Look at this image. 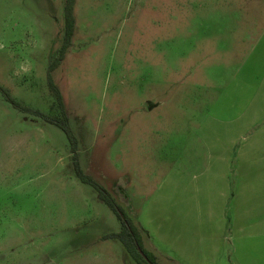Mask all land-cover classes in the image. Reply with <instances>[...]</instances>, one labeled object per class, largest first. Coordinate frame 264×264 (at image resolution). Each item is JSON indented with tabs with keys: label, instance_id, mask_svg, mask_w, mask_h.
<instances>
[{
	"label": "rangeland",
	"instance_id": "obj_1",
	"mask_svg": "<svg viewBox=\"0 0 264 264\" xmlns=\"http://www.w3.org/2000/svg\"><path fill=\"white\" fill-rule=\"evenodd\" d=\"M64 4L0 0V86L29 110L0 91V264H137L119 240L104 239L122 225L77 178L65 134L33 114L59 115L47 77ZM74 17L51 75L79 166L112 195L146 251L173 264L162 243L174 230L193 244L211 236L193 220L208 199L218 205L204 194L203 159L235 147L264 109V99L252 100L264 85V0H75ZM241 263L264 264V248Z\"/></svg>",
	"mask_w": 264,
	"mask_h": 264
},
{
	"label": "crops",
	"instance_id": "obj_2",
	"mask_svg": "<svg viewBox=\"0 0 264 264\" xmlns=\"http://www.w3.org/2000/svg\"><path fill=\"white\" fill-rule=\"evenodd\" d=\"M252 100L264 99V85H258ZM255 97V99H254ZM253 104V101H252ZM259 106H264V102ZM240 140L234 146L224 145L222 154L208 152L203 159L202 174L207 177L204 194L218 197L216 207L208 199V207L194 222L207 225L211 236L200 234L193 244L174 230L171 243L164 255L173 264H242L245 257L256 255L264 247V109L252 113L250 129L239 130ZM196 158H188L187 165L195 166ZM174 160L176 172H171L173 195L179 194L174 178L180 173L179 161ZM181 176L184 175L181 173ZM162 240L158 238L160 245ZM171 263V262H170ZM172 264V263H171Z\"/></svg>",
	"mask_w": 264,
	"mask_h": 264
},
{
	"label": "trees",
	"instance_id": "obj_3",
	"mask_svg": "<svg viewBox=\"0 0 264 264\" xmlns=\"http://www.w3.org/2000/svg\"><path fill=\"white\" fill-rule=\"evenodd\" d=\"M74 6L75 0H65L64 4V35L61 47L58 51V56L54 61H52L48 67V88L49 91L55 98V105L59 110L58 116H51L47 114H42L40 112L34 111L33 114L40 117L46 123L54 125L58 127L66 136L71 151L74 153V172L77 178L84 184L90 185L93 187L97 194L99 200L104 203L118 218L122 225V230L119 233L110 234L104 236V239H116L119 240L122 245L124 246L126 252L131 256V258L137 264H159L156 261V258L153 254L146 251L143 247V243L141 238L138 237V233L136 228L131 224V222L125 217L123 211L120 207L116 204L115 200L113 199L112 195L103 187H101L95 180L86 175L79 163L77 161V139L72 132L69 123H68V115L65 109V105L63 103L62 95L55 85L52 72L60 65L61 61L64 59V56L67 53V50L71 46V40L74 34L75 29V17H74ZM0 91L6 96V99L16 108L29 111L28 109L22 107L20 104L12 100L9 96L7 91L0 86Z\"/></svg>",
	"mask_w": 264,
	"mask_h": 264
}]
</instances>
